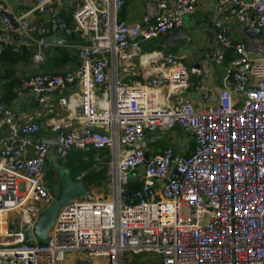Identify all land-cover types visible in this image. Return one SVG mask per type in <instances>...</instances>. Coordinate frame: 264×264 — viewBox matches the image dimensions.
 <instances>
[{"label":"built area","instance_id":"built-area-1","mask_svg":"<svg viewBox=\"0 0 264 264\" xmlns=\"http://www.w3.org/2000/svg\"><path fill=\"white\" fill-rule=\"evenodd\" d=\"M62 1L36 0L34 10L47 14ZM75 1L71 23L59 19L56 26L62 46L69 47L74 32L83 37L78 68L28 76L23 84L44 105L52 94L78 86L76 94L59 99L73 108L77 127L60 134L52 149L62 161L73 152L95 151L94 163L99 152H109L110 190L73 200L59 211L45 241L25 242L55 197L44 179L51 149L31 140L39 124H18L0 103L8 130L0 138V264H60L76 255L90 264L91 258L105 264H264V0H215L223 20L255 28L260 37L234 43L222 20L215 22L208 61L223 63L229 50L233 57L217 100L201 108L173 102L189 87L191 73L172 54H155L147 69L144 57L138 62L151 75L147 83L120 79L140 74L131 63L121 67L122 61L136 56L140 43L178 30L198 0H172L171 7L170 0L146 1L138 24L118 19L125 0ZM0 24V53L6 36L24 35L36 46L33 60H44L45 23L0 6ZM130 48L135 53L127 54ZM193 88L209 101L201 82ZM175 124L191 136L193 151L167 146L144 161L147 136ZM11 223L18 228L10 229Z\"/></svg>","mask_w":264,"mask_h":264},{"label":"crops","instance_id":"crops-1","mask_svg":"<svg viewBox=\"0 0 264 264\" xmlns=\"http://www.w3.org/2000/svg\"><path fill=\"white\" fill-rule=\"evenodd\" d=\"M146 1L153 4L157 2V0H125L123 8L118 14V19L127 24L141 23L142 17H144L146 12ZM75 3V0H63L60 5L54 6L47 14H43L34 10L36 0H0V6L8 8L17 14H26L27 19L31 22L45 23L49 29V33L46 36L49 47L45 51L43 61L35 62L33 60L32 55L36 46L32 40L24 35L6 36L5 48L2 52L7 51V53H4L3 59L0 58V103L8 107L12 112L14 120L18 124L28 122L39 124L40 130L31 138L32 142L39 143L43 139L53 138L58 131L63 134L69 129L77 127L73 117V108H65L59 104V99L61 97H66L78 92L79 88L77 85L65 89L62 93L56 92L52 94L48 104L44 105L39 104L35 100L32 92L23 84L28 76L36 74L65 75L78 68L79 46L84 42L83 37L78 32H74L73 35L68 38L69 47L62 46L61 38L63 32L58 30L56 26L59 19H64L68 24L71 23V12ZM169 5L170 7L173 5L172 0L169 1ZM214 5L215 0H198L194 13L184 18L182 26L178 30H175L180 31L183 37L179 35L165 43L163 39L167 35L175 32L171 31L164 36L140 43V49L136 50L137 55L132 57L128 62L122 61L121 65V67H129L130 65L128 63H131L138 70L140 69V74L138 76L120 74L121 81L127 84H143L149 82L151 75H145L144 71L139 67L138 62L144 57L146 64L143 66L147 69L151 68L152 64L150 65V61L155 54L159 52L163 54H172L178 58L181 64L191 73L189 87L186 90L179 91L173 98V102L178 101V99L189 100L198 108L204 105L214 104L220 90L223 88L225 83L224 77L229 69L228 64L233 57V51L229 50L225 55L223 63L215 64L214 62L208 61L207 55L216 45L215 34L217 33V28L214 25L215 22L220 19L222 20L225 33L231 37L234 43H246L254 38H250L246 35L244 32V25L237 20H223L214 9ZM1 28L2 26L0 24V31ZM155 41H157L155 45L156 48L149 50V46H152ZM126 53L133 54L135 51L130 48ZM1 54L2 53H0V56ZM153 66L159 67L160 63H155ZM121 67H119L120 72L123 73ZM160 70H163V68L161 67ZM197 81L201 82L205 93L208 95L209 101L205 103L202 102L201 93L193 88V85ZM178 131L179 130H169L167 132H162L172 135L167 146L172 147L178 153H191L194 148L191 136L186 134L189 144L185 139L179 140L178 137L184 135V133L179 134ZM7 133L8 130L3 126L0 118V138L5 137ZM155 133L161 132L157 131ZM155 133L147 136L146 149L149 152L151 151L149 146L155 144L158 139V137H155ZM73 153L78 154L75 156L71 153L72 155L70 154L68 156V158L70 157L71 165H73L69 175L71 176L76 173V166L74 164L78 162L79 174L76 175V178L81 181L85 193L93 192L98 195L107 193L109 188L107 186L108 175L106 166L104 175L102 170L104 169L103 167L94 169L91 166V172H88V166H85L83 169L80 168L83 163L91 162L92 164V157L96 152L83 151ZM88 153L91 154L90 161L89 157L85 155ZM102 153L107 158L109 157V152L103 151ZM68 158L64 161L59 160L55 151L52 149L50 150V155L45 165L46 163L60 161H62L63 164H67L69 163ZM59 175L60 174L57 172V175L51 181V183L55 184L56 190ZM45 184L52 190L46 181ZM102 186H104V188ZM78 258H81V255L74 256L73 260L76 261Z\"/></svg>","mask_w":264,"mask_h":264},{"label":"water","instance_id":"water-1","mask_svg":"<svg viewBox=\"0 0 264 264\" xmlns=\"http://www.w3.org/2000/svg\"><path fill=\"white\" fill-rule=\"evenodd\" d=\"M254 15L252 16V18ZM56 30V27H55ZM244 32L246 35L250 38H259L260 32L257 29H248L244 28ZM182 36L183 34L180 31H175L169 35H167L163 41L166 43L170 39ZM171 130L176 131L178 130V125L175 124ZM179 134L181 133L178 131ZM61 132L58 131L56 135L51 139H43L40 141V143L48 145L50 149L52 150V147L56 146L59 142ZM150 136V135H149ZM151 152L146 151L144 154V161H147ZM53 156V155H52ZM62 169V168H59ZM59 171V170H58ZM59 179L57 184V190L55 193L54 200L49 204L47 208H45L38 216L31 232H27L25 235V242H31V241H39L43 242L47 238V234L52 227L53 223L55 222V219L59 213V211L71 204V202L79 197L84 196L85 190L82 186L81 181L78 178H72L69 175V172L66 170H60L59 171ZM11 221H17V218H13ZM18 226L16 224L11 223L10 229L15 230ZM83 257V256H81ZM75 264H90L87 260L83 258H78L75 261Z\"/></svg>","mask_w":264,"mask_h":264},{"label":"rangeland","instance_id":"rangeland-1","mask_svg":"<svg viewBox=\"0 0 264 264\" xmlns=\"http://www.w3.org/2000/svg\"><path fill=\"white\" fill-rule=\"evenodd\" d=\"M156 44H157V41H155L152 44V46H149V50L155 49L156 48L155 47ZM171 136H172L171 134H165V133H162V132L161 133H155V137H158V139L156 140L155 144H153L152 146H149L151 152L158 153L159 151L164 149L165 146L168 145ZM186 137L187 136L184 134V135H181L178 138H179V140L185 139L187 141V143H189L188 137L187 138ZM100 153H102V152H100ZM72 154L76 156V154H78V153H72ZM85 155L89 157V161H90L91 160L90 159L91 154L88 153V154H85ZM100 158H101L100 162H98V163H94L93 162L92 164H91V162H86V163H83L82 166H80V168L83 169L85 166H88V168H89L88 172L92 171L91 166L94 169L95 168H99V167H103L105 169V166L107 167L106 163H107L108 158L103 153L100 154ZM68 161H69V163H67V164H65V163L63 164V162L60 161V162L46 163V165L44 166V169H45V172H44L45 181L47 182L48 186L53 190L52 192L54 194H55L56 188H55V186H53L51 184V181L55 178V176L57 175V172L59 173L60 170H66L67 172L70 173V169L73 167V165H71V163H70V157L68 158ZM77 164H78V162L75 163L74 165L78 166ZM59 168H62V169H59ZM107 184H108L107 186H108V188L110 190L109 182ZM102 187L104 188V186H102ZM81 258L87 259L86 257H81ZM90 261H91V264H105L106 263L105 259H103V258H91ZM60 264H74V260L71 257H69V258L66 257L65 261L60 263Z\"/></svg>","mask_w":264,"mask_h":264},{"label":"trees","instance_id":"trees-1","mask_svg":"<svg viewBox=\"0 0 264 264\" xmlns=\"http://www.w3.org/2000/svg\"><path fill=\"white\" fill-rule=\"evenodd\" d=\"M4 53H7V51L2 52L0 58L3 59ZM75 168H76V173L71 175L72 178H76V175L79 174V171H78L79 166H76ZM102 170H103V175H104L106 171H105V169H102ZM40 243H42V242H40Z\"/></svg>","mask_w":264,"mask_h":264},{"label":"flooded vegetation","instance_id":"flooded-vegetation-1","mask_svg":"<svg viewBox=\"0 0 264 264\" xmlns=\"http://www.w3.org/2000/svg\"><path fill=\"white\" fill-rule=\"evenodd\" d=\"M53 186L55 185L54 183H51Z\"/></svg>","mask_w":264,"mask_h":264}]
</instances>
